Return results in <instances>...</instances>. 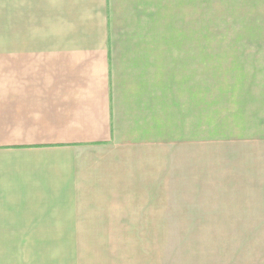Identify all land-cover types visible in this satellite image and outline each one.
I'll return each instance as SVG.
<instances>
[{
    "label": "crops",
    "instance_id": "0c3cea01",
    "mask_svg": "<svg viewBox=\"0 0 264 264\" xmlns=\"http://www.w3.org/2000/svg\"><path fill=\"white\" fill-rule=\"evenodd\" d=\"M259 1L0 0V246L264 230V63L197 45Z\"/></svg>",
    "mask_w": 264,
    "mask_h": 264
},
{
    "label": "rangeland",
    "instance_id": "374dc122",
    "mask_svg": "<svg viewBox=\"0 0 264 264\" xmlns=\"http://www.w3.org/2000/svg\"><path fill=\"white\" fill-rule=\"evenodd\" d=\"M260 1L264 18V0ZM212 17L199 14L204 19L198 22L199 70L213 55L208 49L225 47L245 51L241 54L247 57L244 61L264 63V21L207 20ZM128 233L129 238L119 245L0 246V254L5 255V264H264V230L188 228Z\"/></svg>",
    "mask_w": 264,
    "mask_h": 264
}]
</instances>
